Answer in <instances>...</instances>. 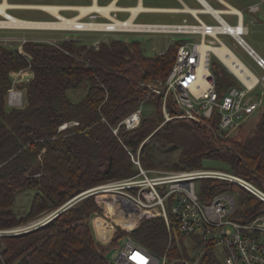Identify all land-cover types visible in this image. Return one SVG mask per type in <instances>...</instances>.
Instances as JSON below:
<instances>
[{
  "label": "trees",
  "instance_id": "16d2710c",
  "mask_svg": "<svg viewBox=\"0 0 264 264\" xmlns=\"http://www.w3.org/2000/svg\"><path fill=\"white\" fill-rule=\"evenodd\" d=\"M185 42L176 41L155 56L146 54L141 41L119 38L102 42L99 49L72 39L28 41L22 50L0 45V230L27 226L91 188L135 176L134 159L145 169L173 171L221 162L264 190V98L226 136L219 130L217 110L204 123L166 121L163 98L147 87L168 78ZM214 58L210 69L221 100L241 83ZM27 70L30 77L15 84L25 92L24 103L8 108L12 74ZM71 91L83 94L75 99ZM141 106L152 111L143 114L138 127H119ZM167 109L171 116L180 114L171 99ZM170 147L180 153L164 163L159 156ZM230 190L240 193L235 219L249 222L264 212V203L238 185L213 178L198 182L204 202ZM24 191L34 194L29 209L19 213ZM167 212L170 228L160 207L144 209L118 194L89 195L43 226L1 236L0 264H111L109 253L126 237L169 261L191 258L202 239L181 233L169 206ZM98 218L110 229L103 240L102 232H94ZM200 264L224 263L208 250Z\"/></svg>",
  "mask_w": 264,
  "mask_h": 264
},
{
  "label": "built area",
  "instance_id": "2783aa9c",
  "mask_svg": "<svg viewBox=\"0 0 264 264\" xmlns=\"http://www.w3.org/2000/svg\"><path fill=\"white\" fill-rule=\"evenodd\" d=\"M178 1L183 4L180 8L152 9L145 7L136 14L129 8L127 10L130 13V17L125 20L111 18L107 22L96 23L111 24L113 25L112 28L80 30L25 25L18 29H12V25L5 24L13 21L14 15L9 10H42L54 16L55 20L61 21L62 19L49 10L32 4L10 3L8 0H0V5L5 2L9 4L4 12L0 11V30L15 32L25 30L89 31L114 34L170 33L181 35L186 42L178 48L176 59L168 78L165 81L147 82L146 85L156 95L163 98L162 109L166 121L180 118L204 123L217 110L221 114L219 130L229 136L261 107L263 98L251 95L261 80L259 78V82L250 87L245 85L231 71L237 77L241 86H233L220 100L216 91V79L210 69V62L212 56L217 57L222 62L223 60L214 53L210 54L209 61L204 60L201 45L205 42L215 46L224 45L225 43L221 40L220 35L229 34L238 45L243 47L248 55L255 59L259 67L264 68V58L245 40V36L249 33V28L246 24L244 11L231 5L228 0H216L223 5L221 8H215L209 0H196L200 4V8L189 7L183 0ZM111 3L106 6L111 5ZM263 4L264 0H258V2L249 5L246 10L252 14H260ZM73 9V7L69 6L61 9L60 12ZM190 9H194L197 12L195 13ZM76 10L79 14L81 13L79 9L76 8ZM146 12L187 13L197 22H137L139 15ZM92 13L104 14L97 10L90 11L80 18L81 21H84L83 19ZM201 15L211 16L216 23L205 21L201 18ZM226 16H229L230 19L229 17L226 18ZM234 17H236V24L230 22L231 18ZM131 18H133V23L127 25ZM117 20L120 22L119 25ZM198 37L199 41H197ZM207 38H209V41H207ZM14 40L19 43V50H22L24 43L30 41L26 37H0V44L8 46ZM102 42L106 41L98 39L92 46L99 49ZM253 50L259 57L255 56ZM23 72L25 71L19 72L20 75ZM15 84H17V81L14 79L13 87L9 93L8 108L20 107L24 103L23 92L17 89ZM169 99L173 101L175 107L180 111L179 115H170L167 109ZM151 111V108L141 106L137 111L125 118L119 127L124 126L129 130L135 129L140 125L143 114ZM67 126L68 124H64L61 128L63 129ZM119 127L114 129L116 134L119 131ZM134 162L139 169L135 176L106 182L81 193L79 197L84 198L99 193L118 194L144 209L153 210L156 207H160L162 216L166 219L167 226L170 228L167 212V206H169L178 223L180 232L190 238L199 237L202 239V243L200 248L192 253L191 258H176L169 261L166 255L157 256L142 244L130 237H126L122 240L120 247L115 250L114 260H109L111 264H200L208 250L212 251L224 264H264V212L255 216L249 222H241L233 217L239 206V191H225L215 195L210 202H204L198 195V182L205 178L224 180L247 190L264 203L263 189L242 176L219 168L204 167L195 170L173 171L145 169L139 159H134ZM59 212H61V208L54 211L48 218L27 226L0 230V237L18 235L43 226L50 222Z\"/></svg>",
  "mask_w": 264,
  "mask_h": 264
},
{
  "label": "rangeland",
  "instance_id": "374dc122",
  "mask_svg": "<svg viewBox=\"0 0 264 264\" xmlns=\"http://www.w3.org/2000/svg\"><path fill=\"white\" fill-rule=\"evenodd\" d=\"M111 0H98L100 5H107ZM186 5L192 8H200V4L196 0H183ZM210 3L215 8L223 7L222 4L217 2L216 0H209ZM10 3H27V4H38V5H91L92 0H8ZM228 2L234 7L241 9L245 13L246 24L249 28V33L245 36V40L251 44L258 52L264 55V4L261 6L262 12L260 14H250L246 10L247 7L251 4L258 2V0H228ZM138 4V0H121L119 5L125 6H135ZM143 5L145 7H171L178 8L182 7L183 4L178 0H144ZM9 12L24 20L31 21H55V17L42 11V10H9ZM62 15L65 17H73L76 15L77 11L73 10H64L61 11ZM128 16V13L119 14L120 19H124ZM229 16H226L228 18ZM205 21L209 23H216L215 20L209 15H201ZM1 19V16H0ZM230 19V17H229ZM230 22L232 24H236V17L231 18ZM261 20L262 22H259ZM85 21H99L104 22L106 19L99 17H88L85 18ZM187 21L189 23L197 22L190 14L187 13H167V12H147L142 13L139 17V23H182ZM105 33L102 32H84V31H57V30H25L20 32H15L11 30H0V37L7 38H20L26 37L30 41H39L45 43H58L62 40L72 39L74 41H79L83 44L92 45L93 40L104 37ZM115 38L124 39V40H139L142 42L145 47L146 54L148 56H155L162 52H165L167 48L174 44L176 41L181 40L183 37L181 35L170 34V33H118L113 34ZM106 38V37H105ZM221 40L244 62V64L251 69L253 73H255L258 78H260V83L256 86V88L252 91L251 95L253 97L264 98V68L259 67L254 59L248 55V53L236 43L234 38L229 34L220 35ZM111 39V37H108ZM199 41V37L198 40ZM209 41V38H207ZM1 45V44H0ZM8 47H18L19 43L14 40ZM216 61L223 67H225L226 71L233 76H235L232 72L229 71L227 66L220 61L217 57H215ZM17 72L16 74H12L13 78L18 82L21 80H27L30 77L31 72L25 71L22 75ZM236 77V76H235ZM237 78V77H236ZM24 101H25V92ZM70 94L77 99L82 96L83 91L73 92ZM180 153L179 148L170 147L165 153L160 154V159L162 162L166 163L167 161H171L177 158ZM206 167L210 168H219L226 171H230L227 165L221 162L216 161H208L205 163ZM30 192V193H25ZM25 193V194H22ZM19 200H18V212L24 213L29 209L32 196L34 192L32 191H24L22 192ZM234 193V192H233ZM17 212V213H18ZM18 213V214H19ZM21 215V214H20ZM98 220V221H97ZM93 224L94 232L99 231L102 232L101 235L103 237H99V240H103L109 234V228L101 223V219L98 218ZM122 244V242L120 243ZM115 258V250L109 253V260H114Z\"/></svg>",
  "mask_w": 264,
  "mask_h": 264
},
{
  "label": "bare ground",
  "instance_id": "6f19581e",
  "mask_svg": "<svg viewBox=\"0 0 264 264\" xmlns=\"http://www.w3.org/2000/svg\"><path fill=\"white\" fill-rule=\"evenodd\" d=\"M114 4H111V5L106 6V7L99 6L97 3H95L94 5H91V6H78L77 8L81 11V13H80L81 15L74 17V18L65 17L64 15H62L60 13L61 9L67 8L69 6L32 4L34 6H38V7L49 10L53 14L59 16L62 20L61 21L55 20V21H43V22H29L27 20L20 19V18L14 16L13 21H9L5 24L6 25H12L13 26V27H11L12 29H18L23 25L30 26V27L41 26V27H49V28H74V29H80V30L82 28H85V29H98V28L109 29V28H112L113 25H111V24H96V23H82L79 20L86 13L93 11V10H99L101 12L109 14L110 10L118 8ZM8 5L9 4L7 2H5L4 4H1L0 5V11L4 12L5 8ZM144 8H145L144 6L138 5L136 7L130 8V9L134 14H136L139 10L144 9ZM187 9H189V7H187ZM190 10L195 12V13L197 12L194 9H190ZM132 19L133 18H131L128 21L127 25H131L133 23ZM119 24H120V22L118 23V25ZM121 26H123V25H121ZM201 51H202L203 59L206 61L207 60L209 61L210 54L214 53V54L218 55L223 60V62L228 66V68H230V70L233 73H235L245 85L252 87L259 82L258 76L255 73H253L251 71V69H249L244 64V62L242 60H240V58L227 45L224 44V45H220V46H217V45L215 46V45H211V44L205 42L201 45Z\"/></svg>",
  "mask_w": 264,
  "mask_h": 264
},
{
  "label": "crops",
  "instance_id": "0c3cea01",
  "mask_svg": "<svg viewBox=\"0 0 264 264\" xmlns=\"http://www.w3.org/2000/svg\"><path fill=\"white\" fill-rule=\"evenodd\" d=\"M120 1L121 0H111L109 3H111V4H114V5H116L118 8H115V9H112V10H110L109 11V14H106V13H104V12H102V13H104V14H98V13H92L90 16H88V17H94V18H96V17H101V18H104V19H106V21H104V22H107V21H109V19H111V18H116V19H119V20H125V19H127V18H129L130 17V13H129V11L127 10V9H129V8H132V7H136V6H138V5H142V6H144L143 5V1L144 0H138V4L137 5H135V6H125V5H119V3H120ZM95 3H97L99 6H101L99 3H98V0H92V4L91 5H94ZM91 5H63V6H70V7H73L74 9H73V11H77L76 10V8L78 7V6H91ZM102 6H106V5H102ZM145 7V6H144ZM146 8H152V9H155V8H171V7H146ZM178 8H180V7H178ZM78 9V8H77ZM93 11H95V10H93ZM97 11H99V10H97ZM61 13V12H60ZM122 13H128V16L126 17V18H124V19H120V17H119V14H122ZM147 13V12H146ZM62 14V13H61ZM87 14V13H86ZM85 14V15H86ZM81 14H79V12H77L76 13V15L75 16H73V17H69V18H74V17H77V16H80ZM142 14H140L139 15V17L141 16ZM83 17V16H82ZM88 17H85V18H88ZM139 19V18H138ZM84 21H85V19H83ZM80 22H82V23H98L99 21H81V19L79 20ZM259 22H262L261 20H259ZM82 29H85V28H82ZM81 29V30H82ZM102 33H104V32H102ZM113 34L114 33H105L104 34V37H101V38H99V39H103V40H105L106 42L107 41H109V40H111V39H114L115 37L113 36ZM106 37V38H105ZM108 37H111V39H108ZM96 40H98V39H95V40H93V43L96 41ZM93 45V44H92ZM251 45V44H250ZM252 46V45H251ZM252 48H254L253 46H252ZM255 49V48H254ZM255 51L259 54V55H261L263 58H264V55L263 54H261L260 52H258L256 49H255ZM163 53V52H162ZM254 59V58H253ZM241 60V59H240ZM254 61H255V59H254ZM255 63H256V61H255ZM257 64V63H256ZM52 213L53 212H51V213H48V214H46V215H43L41 218H39L38 220H36V221H34V222H37V221H40V220H43V219H45V218H48L49 216H51L52 215ZM34 222H32V223H34ZM101 223H104V222H101Z\"/></svg>",
  "mask_w": 264,
  "mask_h": 264
},
{
  "label": "water",
  "instance_id": "95a60500",
  "mask_svg": "<svg viewBox=\"0 0 264 264\" xmlns=\"http://www.w3.org/2000/svg\"><path fill=\"white\" fill-rule=\"evenodd\" d=\"M253 52H254V50H253ZM254 54H255V56L256 57H259V55L258 54H256L255 52H254ZM228 68V67H227ZM229 69V68H228ZM229 71L231 72V70L229 69ZM80 196V194L79 195H77L76 197H74L73 199H71L70 201H68L64 206H62L61 207V212H59L57 215H59L60 213H62L63 211H65L67 208H69V207H71L72 205H74L75 203H77L78 201H80V200H82L83 199V197H79ZM87 197V196H86ZM85 198V197H84ZM57 215H55L54 216V218L57 216ZM54 218H52L51 220H53ZM49 223V222H48ZM47 224V223H46Z\"/></svg>",
  "mask_w": 264,
  "mask_h": 264
}]
</instances>
